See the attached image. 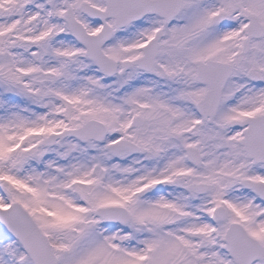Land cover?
<instances>
[{
	"label": "snow or ice",
	"instance_id": "snow-or-ice-1",
	"mask_svg": "<svg viewBox=\"0 0 264 264\" xmlns=\"http://www.w3.org/2000/svg\"><path fill=\"white\" fill-rule=\"evenodd\" d=\"M0 264H264V0H0Z\"/></svg>",
	"mask_w": 264,
	"mask_h": 264
}]
</instances>
